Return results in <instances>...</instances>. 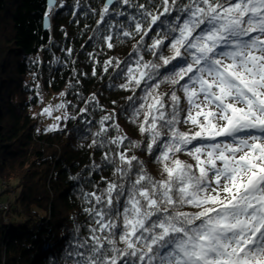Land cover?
Returning <instances> with one entry per match:
<instances>
[{"label": "snow or ice", "instance_id": "6c2138e0", "mask_svg": "<svg viewBox=\"0 0 264 264\" xmlns=\"http://www.w3.org/2000/svg\"><path fill=\"white\" fill-rule=\"evenodd\" d=\"M96 23L109 49L139 37L103 71L131 93L123 111L143 140L115 113L98 122L89 146L107 149L113 178L82 194L88 224L69 243L71 264H264V0H105Z\"/></svg>", "mask_w": 264, "mask_h": 264}, {"label": "trees", "instance_id": "16d2710c", "mask_svg": "<svg viewBox=\"0 0 264 264\" xmlns=\"http://www.w3.org/2000/svg\"><path fill=\"white\" fill-rule=\"evenodd\" d=\"M104 3L58 0L50 12L48 0H0V264H71L69 243L77 228L85 235L88 224L82 194L103 187L101 177L113 178L103 159L107 149L89 146L98 122L115 113L130 139L143 140L123 111L131 93L116 86L123 81L112 69L103 71L108 59H128L139 37H121L107 48L100 39L106 26L98 30L96 23ZM164 55H170L167 49ZM30 73L40 79L36 88L25 80ZM46 91L66 93L62 111L69 118L55 120L52 125L59 127L53 131H46L51 125L39 115ZM93 94L99 105L89 103ZM135 154L158 176L146 152Z\"/></svg>", "mask_w": 264, "mask_h": 264}, {"label": "rangeland", "instance_id": "374dc122", "mask_svg": "<svg viewBox=\"0 0 264 264\" xmlns=\"http://www.w3.org/2000/svg\"><path fill=\"white\" fill-rule=\"evenodd\" d=\"M39 77H37V74L33 76L32 73L28 74L26 77H25V80L27 83H29L31 86L35 87L36 88V84L37 83H41L40 82V79H38ZM61 93H57V94H50V96L47 94V91L44 92V95H42L41 97V109L43 110L45 107H48L49 105L53 106V109H55V105L57 104H60L61 103V99H62V96L60 95ZM49 96V97H48ZM39 107L37 108L36 111H38L40 109ZM37 113V112H36ZM57 116H60L61 119L64 117V112L62 111V109L60 110H53L52 112V115L51 116H48V115H43L40 117V119L42 120V123L45 124V125H52L53 122H55V118ZM6 201V198H2L1 202H5ZM6 222L8 223L9 220L6 219Z\"/></svg>", "mask_w": 264, "mask_h": 264}, {"label": "water", "instance_id": "95a60500", "mask_svg": "<svg viewBox=\"0 0 264 264\" xmlns=\"http://www.w3.org/2000/svg\"><path fill=\"white\" fill-rule=\"evenodd\" d=\"M58 4V0H56V5L54 6V8L57 6ZM48 6H49V0H48ZM50 26V19L46 18L45 20V28H48Z\"/></svg>", "mask_w": 264, "mask_h": 264}, {"label": "built area", "instance_id": "2783aa9c", "mask_svg": "<svg viewBox=\"0 0 264 264\" xmlns=\"http://www.w3.org/2000/svg\"><path fill=\"white\" fill-rule=\"evenodd\" d=\"M34 75H35V74H33V76H34ZM4 208H5V209H7V207H6V206H5Z\"/></svg>", "mask_w": 264, "mask_h": 264}]
</instances>
